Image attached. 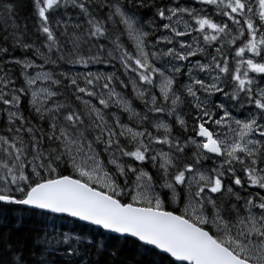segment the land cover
<instances>
[{
    "label": "snow or ice",
    "instance_id": "obj_1",
    "mask_svg": "<svg viewBox=\"0 0 264 264\" xmlns=\"http://www.w3.org/2000/svg\"><path fill=\"white\" fill-rule=\"evenodd\" d=\"M18 7L0 264H264V0H31V32Z\"/></svg>",
    "mask_w": 264,
    "mask_h": 264
},
{
    "label": "trees",
    "instance_id": "obj_2",
    "mask_svg": "<svg viewBox=\"0 0 264 264\" xmlns=\"http://www.w3.org/2000/svg\"><path fill=\"white\" fill-rule=\"evenodd\" d=\"M20 7H18V22L23 26L24 24L28 25L29 31H34V19L31 18V0H19ZM11 216V214H9ZM27 223V222H26ZM26 230V228H22L20 230L21 233H23Z\"/></svg>",
    "mask_w": 264,
    "mask_h": 264
}]
</instances>
